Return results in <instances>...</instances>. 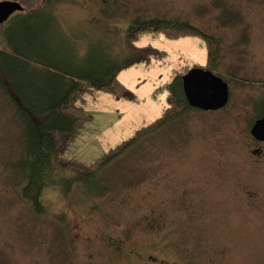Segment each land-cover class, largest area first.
I'll return each instance as SVG.
<instances>
[{
    "label": "rangeland",
    "instance_id": "374dc122",
    "mask_svg": "<svg viewBox=\"0 0 264 264\" xmlns=\"http://www.w3.org/2000/svg\"><path fill=\"white\" fill-rule=\"evenodd\" d=\"M129 1L115 23L91 21L96 0H64L55 12L66 33L104 37L123 56L133 53L120 31L135 14L188 19L217 39L212 62L229 84L228 105L194 107L103 167L98 186L85 188L70 168L69 189L42 191L43 212L11 195L0 173V264H264V144L250 131L264 104V0ZM137 44L166 54L120 69L135 100L106 90L78 100L92 119L66 158L98 171L99 158L162 115L176 73L208 63L197 36L149 33ZM5 102L0 93V141L10 144L20 127Z\"/></svg>",
    "mask_w": 264,
    "mask_h": 264
},
{
    "label": "trees",
    "instance_id": "16d2710c",
    "mask_svg": "<svg viewBox=\"0 0 264 264\" xmlns=\"http://www.w3.org/2000/svg\"><path fill=\"white\" fill-rule=\"evenodd\" d=\"M18 1L23 10L4 23L0 40V93L6 100L3 107L10 109L20 131L12 143L0 141V173H5L11 195L19 201L28 200L35 212H43L41 195L45 187L60 182L69 189L75 180L65 171L76 169L85 188L98 186L103 167L138 143L149 144L153 133L172 130L194 110L183 88L185 73H176L168 85V103L162 115L99 158L98 171L65 157L68 146L92 119L78 100L97 90L135 100L134 92L118 77L120 69L140 60L148 61L152 56H165L164 50L150 44L138 46L142 35L163 32L171 38L200 37L209 45L204 68L213 72L217 39L188 19L140 12L128 18L126 28L120 31L133 53L123 56V51L116 52L115 45L104 37L91 38L80 30L66 33L55 12V6L64 0ZM126 2L130 1L96 0L100 8L90 13L91 21L115 23L121 19L119 10Z\"/></svg>",
    "mask_w": 264,
    "mask_h": 264
},
{
    "label": "water",
    "instance_id": "95a60500",
    "mask_svg": "<svg viewBox=\"0 0 264 264\" xmlns=\"http://www.w3.org/2000/svg\"><path fill=\"white\" fill-rule=\"evenodd\" d=\"M23 10L18 0H0V26ZM183 88L190 105L201 110H218L229 100V84L210 69L195 66L182 76ZM252 133L264 139V118L257 120Z\"/></svg>",
    "mask_w": 264,
    "mask_h": 264
},
{
    "label": "flooded vegetation",
    "instance_id": "af4514ba",
    "mask_svg": "<svg viewBox=\"0 0 264 264\" xmlns=\"http://www.w3.org/2000/svg\"><path fill=\"white\" fill-rule=\"evenodd\" d=\"M262 101H263V100H262ZM227 105H228V103H227ZM227 105H226V106H227ZM226 106H225V107H226ZM260 107H261V110H258V111L262 114V115H261V117H262V116H264V104H260ZM253 123H254V122H253ZM257 141L261 142V143H260V147L263 148V147H262V144H264V141H260V140H257ZM254 150H255V149H254ZM260 153H261V149L256 148V150L254 151V154L261 155ZM114 246H115V245H114ZM115 248L118 249L119 246H115ZM151 258H152V256H151ZM155 259H156V258H155Z\"/></svg>",
    "mask_w": 264,
    "mask_h": 264
},
{
    "label": "bare ground",
    "instance_id": "6f19581e",
    "mask_svg": "<svg viewBox=\"0 0 264 264\" xmlns=\"http://www.w3.org/2000/svg\"><path fill=\"white\" fill-rule=\"evenodd\" d=\"M199 67H203V66H199ZM192 67H190L189 69H191ZM204 68V67H203ZM188 69V70H189ZM206 69V68H205ZM187 70V71H188ZM215 73V72H214ZM217 74V73H216ZM218 75V74H217ZM220 76V75H219ZM222 77V76H221ZM223 78V77H222ZM224 79V78H223ZM187 101H188V99H187ZM188 103H189V101H188ZM190 104V103H189ZM192 106V105H191ZM193 107V106H192ZM256 108L258 109V110H261V107H260V104L259 105H257L256 106ZM262 118H264V116H262V117H258L257 119H255L254 120V123L252 124V126H251V129H250V131H251V133H252V129H253V126L255 125V123L257 122V120H259V119H262ZM156 120V119H155ZM252 135L255 137V139L256 140H260V141H264V139H258L253 133H252Z\"/></svg>",
    "mask_w": 264,
    "mask_h": 264
},
{
    "label": "crops",
    "instance_id": "0c3cea01",
    "mask_svg": "<svg viewBox=\"0 0 264 264\" xmlns=\"http://www.w3.org/2000/svg\"><path fill=\"white\" fill-rule=\"evenodd\" d=\"M122 81V80H121ZM123 82V81H122Z\"/></svg>",
    "mask_w": 264,
    "mask_h": 264
}]
</instances>
